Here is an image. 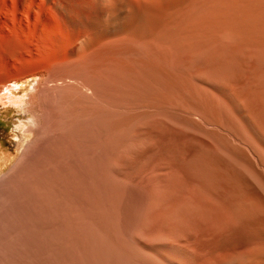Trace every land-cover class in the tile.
<instances>
[{"label": "bare ground", "instance_id": "1", "mask_svg": "<svg viewBox=\"0 0 264 264\" xmlns=\"http://www.w3.org/2000/svg\"><path fill=\"white\" fill-rule=\"evenodd\" d=\"M82 3L95 10L74 16L84 27L75 57L31 95L43 103L44 131L56 133L43 146L52 155L40 156L39 135L32 141L35 148L40 141L39 155L31 157L28 141L0 177V264H264V192L254 180L244 185L239 169L248 148L264 168V0ZM18 127L23 146L32 125ZM9 160L1 151L0 169ZM45 165L70 181L40 183ZM141 168H179L190 182L184 206L198 193L227 197L244 249L225 243L227 213L219 207L191 237L169 233L164 222L178 202L168 199L167 181L126 200L131 172Z\"/></svg>", "mask_w": 264, "mask_h": 264}, {"label": "rangeland", "instance_id": "2", "mask_svg": "<svg viewBox=\"0 0 264 264\" xmlns=\"http://www.w3.org/2000/svg\"><path fill=\"white\" fill-rule=\"evenodd\" d=\"M66 8H68L69 10ZM91 10L95 9L82 3V0H0V152L5 150L10 154L11 157V160L7 161V163L4 164L0 169V177L3 176L6 172H9L11 168H13V165L19 160L20 156L24 152V148L28 141L31 142V144H34L33 142L35 141V139L39 140V135L40 140L42 139V141H44H41L43 145H39V149L42 147V149L40 150H43L42 152L45 154L44 155L41 152L42 154H40V156L47 157L49 156L48 154L52 155L48 147L53 140L52 138L56 136V133L53 134L52 137L51 135L49 136L50 133H53L52 131L50 132V129L44 131V129H48L49 126L46 125L49 124V121L47 122L46 120L48 117L45 116L41 109L42 101H40V98L38 96L31 98V95L34 91H37L39 84L43 80L48 79L50 75L56 74L58 71L60 72L61 70H64L62 67H60L61 62L65 61L67 58L75 57L71 56V54L74 53V49L76 47V37L79 36L80 32L82 33L81 30H84V27L79 24L83 22L79 20L77 21L75 17L79 12H81L83 15H85L86 13V15H88L87 17L93 16L91 13L94 11ZM61 14L64 15L65 20L60 17ZM67 15H69V17ZM95 21L94 23L90 20L87 22L88 26H86V32L91 30L94 31L96 29L98 18ZM91 24H94V26ZM7 87L13 89V95L7 96L5 94V92L8 90ZM165 97L166 99L168 98L166 95ZM169 97L171 98V96ZM169 101L172 102L171 99ZM33 119H35V123H33ZM22 123L26 127L32 125L33 129V131L30 132L31 134H28V136H26V140L24 141V143L22 142L23 146L21 145L20 140V137L22 136L21 129H19L18 127ZM43 124L46 125V128ZM41 128L44 129L42 130ZM39 130L44 132L42 133ZM38 131L43 134L44 137H46L45 140L43 139V135L41 136ZM45 133L47 134L46 136ZM197 134L199 136L202 135L199 133ZM49 140H51L50 143L48 142ZM45 141L48 142V147H43L44 143H46ZM39 142H36L37 147ZM245 147L246 146L244 145V148ZM36 148L34 144V147L32 148V151L35 149V151H33L34 153H32L31 149L29 150L31 152V157L33 154H36V156L39 155L40 150L37 148L36 151ZM45 149L46 151L48 150L47 154L45 153ZM247 151L249 152L250 149H244V156L246 157L244 158V168H239L244 172V185L256 186L255 183H257L258 186L256 187L261 188L262 190L259 188L258 189L264 192V168L261 167L262 164H260L257 160L256 163V158L253 156L254 158L252 159V156H249L251 152L248 153ZM246 152L248 154H246ZM50 157L51 156H49V158ZM38 158L36 157V160L34 162L35 166L36 164L40 165V163L37 162L39 161L37 160ZM249 159L252 162L249 161ZM39 165L35 167L33 164L34 168L36 169L39 168ZM49 165H45V167L41 166L43 168V173L48 172V174H46L48 175V178H45L46 175L44 173V176H40V179L41 177L43 178L41 179L42 182L40 179H38L40 183L54 184L56 181L61 180V178L60 180L57 179L55 175L53 177L51 175V172L49 173L50 170L56 169L53 165H50L52 167H48L47 169L50 170H47L46 166ZM42 168L37 171H39L40 173L41 170L42 172ZM164 169L167 168H160L159 170L154 171L153 174L151 173L153 168H146V172L144 171V168H141L140 171H132L131 175L133 181L129 184V190L127 189L124 193V198L126 197V194L127 197L129 195L128 198L126 197L127 199L125 198L126 200H129L130 198L133 201L140 200L147 196V188L150 185L155 184V181L157 179H160L162 183L167 181L163 185L167 192L166 195L168 199H170L171 201L173 200L174 202H178L177 206L173 209L172 214L168 217V219H166V223H168V225L164 222V225H166L167 231H169V233L172 232L173 235H179L178 237L182 239H184L185 236V239L191 237L190 234H192L194 230H199L201 224L208 220L210 212L213 211L214 208L219 207L227 213V219L223 222V232L225 231L226 234H230L229 236L226 235L225 238H230L231 241L233 240V242H231L228 241L229 239H224L225 243L229 242L228 244H232L233 247L238 246L237 248L244 249V238L238 235L240 231V224L238 223H240V221L236 215L237 208H232L227 204L229 203L228 198L198 193L196 196L195 205L184 206L180 202L182 201V189L184 188L185 184L188 186L190 185L188 184L189 180L182 174L179 168H174V170L173 168L167 169V171L170 170V172L173 170V173H167L164 171ZM65 171H68V169H65ZM167 176L168 178H166ZM170 177L172 178L168 181L167 179H169ZM65 178L63 177L61 182L67 183L70 181L68 180V178ZM38 180L37 182H39ZM253 180L255 181V183H253ZM136 189L139 191H137ZM130 193L132 194V197ZM133 193H135V195ZM136 193L138 194V196ZM258 194L261 197L260 199L264 200V194L262 192ZM134 196L135 199L133 198ZM244 198H246V195L244 196ZM230 199L237 201L238 199H241V196H239L238 194H233ZM253 199L259 198L254 197ZM174 222L176 224H174ZM91 223L92 222L89 221V225ZM187 223H190L189 226ZM232 224L233 226L235 225V229L233 228ZM230 226L232 227L231 229ZM168 227H170V230ZM179 228H183L184 232ZM93 229L96 234L99 233L98 227H95ZM179 230L181 234L179 233ZM226 230L233 231L226 232ZM174 231H177L178 233L176 232L177 234H175ZM197 232L198 231L194 233ZM180 235L184 236L180 237ZM232 236L233 238H231ZM237 236L239 237V239Z\"/></svg>", "mask_w": 264, "mask_h": 264}]
</instances>
